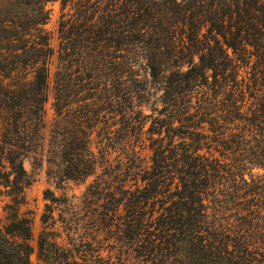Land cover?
Returning <instances> with one entry per match:
<instances>
[{"label": "trees", "instance_id": "obj_1", "mask_svg": "<svg viewBox=\"0 0 264 264\" xmlns=\"http://www.w3.org/2000/svg\"><path fill=\"white\" fill-rule=\"evenodd\" d=\"M56 1L0 0V113L10 115L0 186L14 201L0 264H34L35 254L41 264H264V0H61L70 11L52 77L44 26ZM157 90L161 107L146 115ZM51 94L63 180L85 181L120 156L117 185L100 175L87 191L97 229L81 239L84 254L45 229L36 250L17 210Z\"/></svg>", "mask_w": 264, "mask_h": 264}, {"label": "rangeland", "instance_id": "obj_2", "mask_svg": "<svg viewBox=\"0 0 264 264\" xmlns=\"http://www.w3.org/2000/svg\"><path fill=\"white\" fill-rule=\"evenodd\" d=\"M47 9L50 12V19L44 26V29L50 35L51 46L55 51L50 66L51 75L53 77L58 66L60 21L62 15L70 11V6L63 9L61 0H58L49 3ZM141 79L151 85L150 77L146 72L142 73ZM160 96L161 92L157 90L152 102L148 105H144L143 110L146 115L152 114V109L161 107L158 103ZM53 102L54 97L53 94H51L46 105V127L43 132L42 151H31L23 158V166L31 180V185L24 190V202L17 207V210L20 216L28 217L32 220V244L36 250L39 235L45 229L50 233V237L57 241L61 248L70 250L74 248L75 244V247L82 252L86 248L81 244V239H85L86 237L92 239L95 237L94 235L97 229L96 223L88 222V215H90L94 207L92 205V199L86 195L87 191L97 176L104 175L105 179L111 176V179H117L116 174L119 171L120 163L118 160L120 156L118 153H112L108 157V161L102 163L97 174L89 177L85 181L63 180L60 173L62 169L61 160L57 158V154L55 155L57 151L54 150L51 134L52 124L55 120ZM7 118H10V115L5 112L0 113V134L4 132L5 125L8 123ZM32 141V137L28 135L26 137V145L33 146L34 144ZM18 145L22 146L23 141L19 142ZM143 156L146 158V165H149L151 156L149 149L146 148L143 151ZM0 171H9L8 165L1 157V154ZM262 172L261 170H255L254 174H261ZM11 179H13V177H11ZM114 184L117 185L116 180ZM9 190L10 188L0 186L1 225L7 224L9 222L8 218L12 215L11 210L6 209L8 205H14L12 196L8 194ZM49 190L52 191L54 196L58 199V201H55L53 204L52 201L45 198V194ZM48 205H53L54 207V211L51 213L53 218L49 223L44 224L41 219L45 213H49L47 209ZM93 244L96 245L95 242ZM110 251H112V247L107 244L106 250L102 255L108 257L112 255V253L109 254ZM82 253L84 254V252ZM95 258H97V254H94L93 259ZM32 260L34 264H41L36 254L33 255ZM113 260L116 261V258H113Z\"/></svg>", "mask_w": 264, "mask_h": 264}]
</instances>
